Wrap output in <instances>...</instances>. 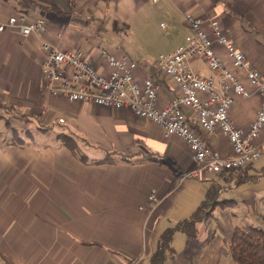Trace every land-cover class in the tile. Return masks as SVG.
Returning <instances> with one entry per match:
<instances>
[{
  "label": "crops",
  "instance_id": "0c3cea01",
  "mask_svg": "<svg viewBox=\"0 0 264 264\" xmlns=\"http://www.w3.org/2000/svg\"><path fill=\"white\" fill-rule=\"evenodd\" d=\"M108 8L117 12V20L143 11L151 27L159 16L168 17L179 29V45L169 52L152 49L141 59L107 45L84 28L105 17ZM18 13L45 17L46 38L85 51L104 73L109 69L97 52L100 43L128 55L139 63L140 79L150 74L161 81L163 104L176 95V85L156 71L155 61L187 42L188 13L219 20L264 75V0H0L3 20ZM44 58L40 37H23L17 28L0 33V101L9 108L7 125L33 138L12 136L0 144V264H147L162 233L189 218L214 184L221 187L224 203L198 224L196 238L173 235L175 255L165 264H237L229 249L234 229L246 226L242 220L264 228L255 223L264 220V129L257 140L260 159L230 180L184 178L196 164L180 137L165 136L161 126L128 107L50 95L41 70ZM191 64L211 74L202 58ZM263 101L256 91L238 98L231 110L237 125L248 129ZM31 125L38 126V134ZM200 133L224 156L231 154L221 133ZM70 141L75 149L65 144ZM239 176L246 181H238ZM152 191L156 207L141 209Z\"/></svg>",
  "mask_w": 264,
  "mask_h": 264
},
{
  "label": "built area",
  "instance_id": "2783aa9c",
  "mask_svg": "<svg viewBox=\"0 0 264 264\" xmlns=\"http://www.w3.org/2000/svg\"><path fill=\"white\" fill-rule=\"evenodd\" d=\"M186 21L191 30L187 42L155 61L156 71L176 85V95L165 104L161 103V81L150 74L140 79L137 61L100 43L97 52L109 69L104 73L85 51L60 47L46 38L45 17L31 19L23 13L8 20L0 17V33L17 28L23 37L41 38L45 52L41 70L50 95L114 109L130 108L138 117L161 126L165 136L180 137L196 164L183 177L204 180L239 171L260 159L257 140L264 129V101L248 129L237 125L231 110L238 98H249L254 91L264 95V75L246 59L219 20L188 13ZM195 58L205 60L211 74L198 71L191 64ZM201 131L210 136L221 133L231 145V154L224 156L208 144ZM157 203V194L152 191L147 205L140 208L154 209Z\"/></svg>",
  "mask_w": 264,
  "mask_h": 264
},
{
  "label": "rangeland",
  "instance_id": "374dc122",
  "mask_svg": "<svg viewBox=\"0 0 264 264\" xmlns=\"http://www.w3.org/2000/svg\"><path fill=\"white\" fill-rule=\"evenodd\" d=\"M107 11L105 12V17H101L102 19L100 21H92L84 28L85 31L97 35L107 45L125 48L128 54L134 59H141V56H145L152 49L169 52L179 45V39L181 38L179 29H173V23L166 16H159L157 24L152 23L151 27L142 19L143 11L138 15L119 19L120 21L115 17L116 11L109 10V8ZM98 14L102 13L98 12ZM200 66L202 65L200 64ZM7 109L9 108L0 101V144L6 138L12 136L17 140L21 137H24L27 141L32 140L33 138L28 132H16L15 130L13 132V128H9L7 122L10 117L5 112ZM37 127V125H31L35 135L40 130ZM242 221L246 226L252 224L251 220ZM255 223H261L264 226L263 218H259Z\"/></svg>",
  "mask_w": 264,
  "mask_h": 264
},
{
  "label": "trees",
  "instance_id": "16d2710c",
  "mask_svg": "<svg viewBox=\"0 0 264 264\" xmlns=\"http://www.w3.org/2000/svg\"><path fill=\"white\" fill-rule=\"evenodd\" d=\"M65 144L69 148L75 149V143L72 141L65 142ZM82 159L84 160L85 157L83 156ZM236 172L238 171L222 172L218 176H224L230 180L236 175ZM237 180L243 182L246 181V178L239 176ZM220 192L221 187L216 184L212 185L207 192L206 199L189 218L167 228L162 233L158 248L151 255L147 264H165L168 259L174 257L172 238L176 232H182L190 239L196 238L199 234L198 224L208 220L213 215L215 208L224 203L219 199ZM229 249L237 264H264V228L254 225L237 226L231 235Z\"/></svg>",
  "mask_w": 264,
  "mask_h": 264
}]
</instances>
